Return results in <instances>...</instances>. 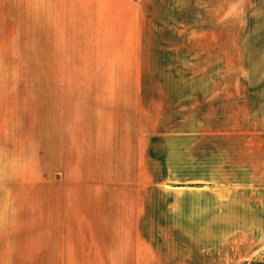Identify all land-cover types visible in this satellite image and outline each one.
I'll return each mask as SVG.
<instances>
[{"label": "rangeland", "instance_id": "obj_1", "mask_svg": "<svg viewBox=\"0 0 264 264\" xmlns=\"http://www.w3.org/2000/svg\"><path fill=\"white\" fill-rule=\"evenodd\" d=\"M100 1L60 0L58 9L94 10ZM123 2L139 18L128 19L135 30L127 31V43L155 49L100 50L93 43L104 36L85 33L58 36L56 43L51 35H20L15 50H0V224L28 222L24 233L79 236L83 250L167 255L175 250L168 243L165 195L185 185L177 161L198 174L199 128L216 118L204 98L235 90L230 76L248 73L241 28L227 24L233 50L223 51L220 66L196 45L205 35L201 22L215 6L231 21L236 11L259 3ZM189 40L190 50L169 48ZM231 117L245 122L250 116ZM255 261L264 264V252L238 264Z\"/></svg>", "mask_w": 264, "mask_h": 264}, {"label": "crops", "instance_id": "obj_2", "mask_svg": "<svg viewBox=\"0 0 264 264\" xmlns=\"http://www.w3.org/2000/svg\"><path fill=\"white\" fill-rule=\"evenodd\" d=\"M59 3L60 0H0V50H15L16 37L20 35L29 40L34 35H51L50 41L56 43L58 36L85 33L104 36L102 41L93 43L100 45V50L156 48L147 42L134 46L127 43V31L135 30L128 19L139 18H135L133 9L123 0H101L99 9L70 12L59 10ZM258 3L250 12L236 11L231 21L224 20L215 6L211 10L214 15L207 12L201 22L205 35L196 45L205 51L208 62L218 58L220 66L223 51L233 50L228 45L227 24L241 28L240 50L247 51L248 73L245 79L230 76L228 83L235 90L218 91L204 98V106L210 107L216 118L199 128L202 133L198 174H191L187 161H177L182 163L178 170H183L185 185L172 187L176 190H167L165 195L168 243L175 251L147 257L94 248L83 250L78 245L83 241L79 236L24 233L28 222L10 221L0 224L5 228L0 229V264H229L232 260L238 264L262 255L264 53L260 60L256 52H264V0ZM4 43L8 46L4 47ZM191 44L190 40L181 47L171 43L169 48L185 51L192 48ZM215 80L222 82V76L217 75ZM240 83L245 84V91L237 90L236 84ZM206 98L214 101L207 102ZM242 113L250 116L245 122L231 117L238 118ZM224 115L228 116L226 122Z\"/></svg>", "mask_w": 264, "mask_h": 264}, {"label": "trees", "instance_id": "obj_3", "mask_svg": "<svg viewBox=\"0 0 264 264\" xmlns=\"http://www.w3.org/2000/svg\"><path fill=\"white\" fill-rule=\"evenodd\" d=\"M255 264H262V262H260V261H255Z\"/></svg>", "mask_w": 264, "mask_h": 264}]
</instances>
